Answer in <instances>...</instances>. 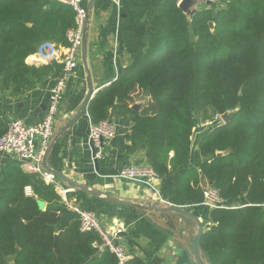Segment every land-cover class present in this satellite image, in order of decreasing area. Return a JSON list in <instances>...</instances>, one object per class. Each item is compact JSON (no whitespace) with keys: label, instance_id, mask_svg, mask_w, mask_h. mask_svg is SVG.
I'll return each instance as SVG.
<instances>
[{"label":"trees","instance_id":"obj_1","mask_svg":"<svg viewBox=\"0 0 264 264\" xmlns=\"http://www.w3.org/2000/svg\"><path fill=\"white\" fill-rule=\"evenodd\" d=\"M109 5L95 0L94 8ZM147 18L144 62L95 94L91 120L111 119L112 111L133 116L128 150L144 147L161 177L183 170L172 204L203 203L204 180L223 200L237 202L211 210L212 225L200 239L209 264H264V0H225L191 17L166 0ZM74 24L72 6L59 0H0V94H22L41 83L52 67L28 58L45 42L67 45ZM137 91L149 97L140 111L131 107ZM233 110L228 122L200 135L204 161L190 166L197 125ZM59 151L57 144L54 167ZM86 195L68 192L76 201ZM84 207L96 211L92 202ZM99 240L98 232L80 230L55 183L16 159L1 167L0 264H119L114 253L94 246ZM129 264L146 263L134 257Z\"/></svg>","mask_w":264,"mask_h":264},{"label":"crops","instance_id":"obj_2","mask_svg":"<svg viewBox=\"0 0 264 264\" xmlns=\"http://www.w3.org/2000/svg\"><path fill=\"white\" fill-rule=\"evenodd\" d=\"M162 1L166 0H122L120 6L113 5L109 1L110 5L105 9L100 8L96 11L94 8L88 38V62L95 93L144 62L149 35L146 41L144 39L146 29L150 26L147 13L152 6ZM210 6L212 4L199 1L191 8L199 11ZM35 56L33 55L28 60H36ZM36 65L51 66L52 72L36 87L22 94H14L11 89L0 94V132L7 129L8 123L13 118L33 124L45 116L50 90L63 69L61 64L55 62ZM88 90L87 73L83 65H80L70 76L62 96L61 110L54 129L55 136L61 133L78 112ZM134 100L131 107L134 104H140V109L136 110L140 111L149 97L137 91L134 94ZM111 119L116 125V133L105 143L108 156L99 161L97 168L89 139L91 117L90 119L79 118L74 126L59 139L57 142L60 144L59 161L55 162L57 167L52 165V153L49 157V165L79 183L87 184L122 199L160 201L162 205L172 204L170 200L183 170L178 174L160 178L155 182V188L141 181H131L120 177L119 171L125 165H149V163L144 147L137 146L132 151L128 150L132 145L128 134L131 133L134 125L133 116L129 114L120 116L116 111H112ZM205 123L209 121L199 123L196 132L194 129L190 166L199 168L204 161V157L198 150V138L211 127L210 125L207 128L203 127ZM14 159L11 153L0 151V169ZM101 170L106 172L103 173ZM57 181L60 183L56 185L59 193L61 189L74 191L65 183L58 179ZM203 183L204 185L209 184L206 180ZM60 195L64 203V197L61 193ZM66 197L70 201L76 200L74 197L69 198L68 193ZM77 202L83 207L92 202L105 229L111 230L115 227L123 229L117 242L124 247L130 259L138 257L146 264H197L193 255L192 242L197 234L198 225L193 219L175 212H138L90 195L82 197ZM41 205L43 208L46 207V203ZM230 205L236 206L237 202L222 200L220 206ZM185 209L199 218L204 226V232L211 227L212 207L210 205L201 203ZM201 254L204 261L209 263L202 249Z\"/></svg>","mask_w":264,"mask_h":264},{"label":"built area","instance_id":"obj_3","mask_svg":"<svg viewBox=\"0 0 264 264\" xmlns=\"http://www.w3.org/2000/svg\"><path fill=\"white\" fill-rule=\"evenodd\" d=\"M59 1L71 5L75 12V24L68 29L66 34L68 44L45 42L33 54L36 55V60H28L35 65L54 62L62 65L63 72L50 90L46 114L42 120L33 124H28L22 119L13 118L8 123L7 130L0 135V151L11 153L15 159L21 162V167L24 170L38 173L47 182H52L56 185L60 183L54 175L46 171L43 161L55 136V124L61 110L62 96L67 87V82L70 76L82 65V44L87 20V0ZM109 1L113 5L120 6L122 0ZM200 1L204 3L210 1L212 5H222L225 0ZM115 133L116 125L112 119L107 118L98 123L92 122L90 124L89 139L95 150L94 158L99 161L107 158L108 152L106 151L105 143L113 138ZM119 176L131 181H141L150 187H154L155 182L162 178L150 165L145 164L125 165L119 171ZM69 190L61 189L60 193L64 197L67 210L79 218L80 230L82 232H98L100 240L95 241L94 246L100 251L109 250L114 253L119 264H129L130 255L117 242L123 229L121 227H115L111 230L105 229L99 215L95 211L83 207L76 200L70 201L66 197ZM27 192H31L30 187L27 188ZM203 194L204 204L210 205L212 208L220 207L223 199L212 185H203Z\"/></svg>","mask_w":264,"mask_h":264},{"label":"water","instance_id":"obj_4","mask_svg":"<svg viewBox=\"0 0 264 264\" xmlns=\"http://www.w3.org/2000/svg\"><path fill=\"white\" fill-rule=\"evenodd\" d=\"M179 7L187 14L192 16L197 10L194 8L192 9L191 6L194 3H198L200 0H175ZM202 2V1H200ZM94 3L95 0H87V20L85 24V29H84V38H83V44H82V65L87 73V80H88V85H89V90L87 92V95L78 110V112L73 116V118L67 123V125L62 129L61 133L57 136H54L52 139L49 148L45 154L44 161H43V166L46 169V171L59 181L65 183L68 185L72 190H81L85 194L102 199L106 202L119 205L122 207L126 208H131V209H140L143 211H149V212H156V213H163V212H175L184 216H187L191 219H193L197 225H198V231L197 234L195 235L193 242H192V248H193V255L195 257V260L197 264H209L204 261L202 254H201V246H200V239L204 233V226L202 222L199 220V218L191 213L190 211L186 210L185 208L181 206H177L174 204H167V205H162L160 201H132V200H127V199H122L119 198L115 195L108 194L106 192H103L97 188L91 187L87 184L84 183H79L70 177H68L65 173L62 171L52 168L48 161L49 157L59 141V139L72 127L74 124L77 122V120L81 117L90 119L88 112V106L90 101L94 98L95 92L92 86V75L89 67V62H88V38H89V32H90V25H91V17L94 11ZM208 4H212L210 1L207 2ZM150 33V28L148 27L146 29V35L144 41H146L148 35ZM141 105L140 104H134L133 109L138 110L140 109ZM235 114V110L233 111H227L224 114H222L223 119L226 122H228L231 117ZM219 156L222 155V153H218ZM95 156V150L93 148V157ZM94 162L96 165V168L99 165V160L97 158H94Z\"/></svg>","mask_w":264,"mask_h":264},{"label":"rangeland","instance_id":"obj_5","mask_svg":"<svg viewBox=\"0 0 264 264\" xmlns=\"http://www.w3.org/2000/svg\"><path fill=\"white\" fill-rule=\"evenodd\" d=\"M205 5V4H204ZM190 16V15H188ZM191 17V16H190ZM212 122V123H211ZM217 123H225L224 119H223V116H216L214 117L212 120H209V123H205L204 125H202L203 127L205 126V128H207L209 125L212 126L214 124H217ZM196 129V128H195ZM197 131V129L195 130V132Z\"/></svg>","mask_w":264,"mask_h":264}]
</instances>
